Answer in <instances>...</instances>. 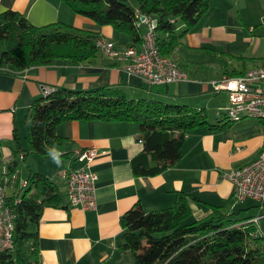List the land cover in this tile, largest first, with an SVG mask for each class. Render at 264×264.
I'll return each mask as SVG.
<instances>
[{"label":"crops","instance_id":"1","mask_svg":"<svg viewBox=\"0 0 264 264\" xmlns=\"http://www.w3.org/2000/svg\"><path fill=\"white\" fill-rule=\"evenodd\" d=\"M251 4V0H209L205 12L187 32L182 33L185 25L177 21L176 31L181 35L169 57L185 71L186 78L166 84L165 94L152 93L143 78L126 72L121 63L109 59L100 49L85 62L58 61L16 71L0 67V166L17 158L21 162L17 167L19 172L22 163L29 162L30 155L32 159L45 156L54 161L51 154L39 156L32 152L28 143V110L43 96V85L74 90L116 87L130 98L153 95L147 98L203 109L206 113L204 124L185 132L177 162L154 175L133 173L132 160L142 149L136 123L95 119H67L58 123L56 131L63 138L61 153L65 155L59 156L60 163L54 161V169L48 172L28 163L27 173L32 170L45 174L65 195L61 171L83 165L72 159L71 153L75 149L95 147L98 154L88 167L96 175L95 203L82 209L65 197L63 205L44 206L35 226L33 264H132L134 255L124 244L125 229L120 219L138 204L145 211L160 209L172 206L179 193H183L189 217L193 219L207 216L210 205L221 206L224 211L232 209L229 202L233 183L223 174L258 155L264 147V122L254 118L229 122L220 115L218 107L209 110L216 106L215 98L223 91H213L210 82L223 74L237 75L255 66L237 69L224 65V69H219L217 63L209 58L200 59L199 54H214L222 46L227 50L239 23H246ZM132 6L136 8L137 4ZM5 9L18 11L38 27L69 25L98 32L118 47L132 44L127 33L74 12L64 0H0V12ZM150 17L156 21L155 16ZM140 27L144 32L145 25L140 23ZM3 48L0 41V52ZM208 111L215 112L211 120ZM255 206L256 201H248L240 208ZM243 211L240 215H250L249 211ZM253 212L256 213L252 216L259 215L260 208Z\"/></svg>","mask_w":264,"mask_h":264},{"label":"trees","instance_id":"2","mask_svg":"<svg viewBox=\"0 0 264 264\" xmlns=\"http://www.w3.org/2000/svg\"><path fill=\"white\" fill-rule=\"evenodd\" d=\"M64 1L97 24L127 33L132 44L141 43L144 33L137 13L155 16V44L159 53L169 56L181 35L176 31L177 21L185 25L182 33L187 32L205 12L209 0H136V8L126 0ZM100 37L98 32L69 25L38 27L18 11L5 9L0 12V41L4 43L0 67L16 71L58 61H89L99 51L96 40ZM149 90L167 92L166 84H150ZM205 118L203 109L147 97L130 98L116 87H54L29 107L28 143L39 156L52 151L64 156L63 138L56 131V125L64 120L134 122L140 130L142 149L132 160L133 173L154 175L177 162L185 132L204 124ZM19 163L17 158L12 160L8 169L17 168ZM24 178L26 185L6 197L14 213L13 247L0 253V263H35V226L42 208L63 205L66 197L41 172L30 170ZM229 203L237 202L231 197ZM243 210L224 211L221 206L210 205L207 216L188 220L189 206L183 193L172 206L160 209L145 211L138 204L120 219L125 229L124 244L133 252L132 264H261L264 236L249 221L252 215H240Z\"/></svg>","mask_w":264,"mask_h":264},{"label":"built area","instance_id":"3","mask_svg":"<svg viewBox=\"0 0 264 264\" xmlns=\"http://www.w3.org/2000/svg\"><path fill=\"white\" fill-rule=\"evenodd\" d=\"M139 23L145 25L142 41L139 46L129 44L118 47L103 37L96 40L97 47L111 60L121 63L122 68L143 78L150 84H168L186 78L185 71L171 57L159 53L155 44L154 28L156 21L145 14L137 13ZM264 25V20H262ZM213 91H226L227 105L220 111L229 122H237L245 118H254L264 122V65L247 69L240 74H223L211 80ZM43 96L48 95L54 86L43 85ZM98 150L95 147L75 149L71 158L83 163L78 168H66L61 171L65 183V195L68 202L80 208H91L95 203L96 175L88 167L94 160ZM224 177L233 183L232 200L241 202L254 199L261 210L259 215L249 221L264 236V147L258 155L234 170L224 172ZM18 168L8 169L3 162L0 169V253L13 247L14 213L6 201L11 193L6 188L16 191L26 185V179L20 177Z\"/></svg>","mask_w":264,"mask_h":264},{"label":"rangeland","instance_id":"4","mask_svg":"<svg viewBox=\"0 0 264 264\" xmlns=\"http://www.w3.org/2000/svg\"><path fill=\"white\" fill-rule=\"evenodd\" d=\"M126 1L131 5L137 4L136 0ZM251 3L250 9L246 12V23H239V27L234 32L235 37L229 44V48L226 50L222 46V48H218L219 50H216V53L214 54L203 52L199 54L200 59L209 58L219 65V69H224V65L227 68L235 67L237 69L264 65V25H262V20H264V0H251ZM141 24L143 23L141 22ZM221 49H224L226 52L223 53ZM220 94L221 95L216 96L215 98V102H217L215 104L216 106L210 108L209 110H214L217 107L222 110L227 105V98L225 99V96L227 97L226 91H221ZM214 111H208L209 120H211V117L214 115ZM23 142L24 145L27 144L25 141ZM32 156L33 155H30L28 157V163L29 165L33 164L34 168L38 167L39 169L47 172L51 169H54L55 162L51 158L45 156H35L32 159ZM28 163L23 162L20 167V172L22 171V175L20 176L21 178L27 173ZM6 192L10 193L11 188H6ZM248 201L255 202L254 199L248 198L242 202L233 203L232 209L238 211L240 207L245 206ZM257 207H250L244 210L243 213L249 211L248 213L252 215L253 213H256L253 212V210H255ZM189 219L193 218L189 217L188 220Z\"/></svg>","mask_w":264,"mask_h":264},{"label":"clouds","instance_id":"5","mask_svg":"<svg viewBox=\"0 0 264 264\" xmlns=\"http://www.w3.org/2000/svg\"><path fill=\"white\" fill-rule=\"evenodd\" d=\"M51 155H52L54 161H55L57 164H59L60 161H59L58 157H59L60 154H59L58 152H56V151H52V152H51Z\"/></svg>","mask_w":264,"mask_h":264}]
</instances>
